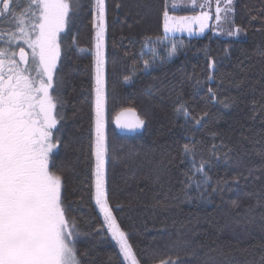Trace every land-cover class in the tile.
I'll return each mask as SVG.
<instances>
[{
    "label": "trees",
    "instance_id": "16d2710c",
    "mask_svg": "<svg viewBox=\"0 0 264 264\" xmlns=\"http://www.w3.org/2000/svg\"><path fill=\"white\" fill-rule=\"evenodd\" d=\"M74 3L54 76L52 160L64 175L82 264H126L93 199L94 0ZM166 4L105 0L109 205L140 264L169 257L178 264H264V0H233L221 36L208 31L200 38L164 35ZM25 7L26 0H13L15 16ZM167 10L179 17L202 9ZM236 28L237 35H227ZM0 31H15L11 16L0 17ZM173 46L177 54L169 57ZM144 60L153 65L147 72ZM181 105L189 119L176 111ZM125 109L144 120L141 130L115 129ZM204 111L208 116L195 124L191 117ZM185 144L192 152L184 153Z\"/></svg>",
    "mask_w": 264,
    "mask_h": 264
},
{
    "label": "snow or ice",
    "instance_id": "6c2138e0",
    "mask_svg": "<svg viewBox=\"0 0 264 264\" xmlns=\"http://www.w3.org/2000/svg\"><path fill=\"white\" fill-rule=\"evenodd\" d=\"M221 2L215 0L217 26L234 11L233 0H223V7ZM190 4L193 9L197 6L202 9L199 15H170L165 5L164 33L191 32L192 24H198L201 33L209 27L211 12L203 9H210V0H203L199 5L198 0H190ZM0 5V17L11 16L15 22V31H0V40L5 41V46H0V264H82L76 247L77 225L67 215L64 175L56 170L52 160L58 140L54 130L59 123V97L53 92L61 58V33L65 32L71 13L79 5L74 0H26L20 16L14 14L13 0H0ZM176 7L173 0L172 8ZM94 10V142L91 146L94 200L123 259L130 264H140L127 234L113 214L106 190L105 0H94ZM240 31L236 28L227 35L234 36ZM11 45L19 47V51ZM176 54L173 46L168 55ZM214 63L210 61L209 68L214 67ZM152 66L150 61L144 60L141 71L147 72ZM134 75L125 76L124 83H132ZM208 91L215 100L216 93L211 88ZM176 111L190 118L186 106L181 105ZM132 112L133 109H125L118 114L117 127H141L144 120L139 118L134 123L122 121L125 113ZM207 116L208 112L204 111L191 119L200 125ZM192 150L188 144L183 146L185 154ZM203 170L202 163L196 172L203 174ZM208 179L204 175L205 183ZM196 186L199 188V183ZM232 206L238 207V202L232 201ZM158 264H178V258L161 259Z\"/></svg>",
    "mask_w": 264,
    "mask_h": 264
},
{
    "label": "rangeland",
    "instance_id": "374dc122",
    "mask_svg": "<svg viewBox=\"0 0 264 264\" xmlns=\"http://www.w3.org/2000/svg\"><path fill=\"white\" fill-rule=\"evenodd\" d=\"M172 3H173V0H167V4H168V6L171 9H173L172 8ZM175 3L177 4V7L174 10H177V9H180V8H183V7H192L191 4H190V0H175ZM200 3H203V0H198V5ZM197 7H199V6H197ZM215 7H216L215 0H210V9L209 8H205L204 9V10H210L212 18L209 20V27L205 28V30L202 33L199 31V25L198 24H192L191 25V28H192L191 32L186 30V31L174 32V33H164V35H166V36L185 35V36L191 37V38H200V37H203L208 31H212L213 34H216L217 36H221L222 32H221L220 28L222 27V25H220V24H221L222 21L219 22V26H217V22L215 21V18H214V16H215ZM221 7H223V0L221 2ZM94 14H95V10H94ZM196 15H199V13L195 14V15H191V16H196ZM162 26H163V22H162ZM25 51L26 52H30V50L27 47H25ZM94 51H95V42H94V47H93V54H94ZM104 52H105V48H104ZM18 59H19V57H18ZM105 74H106V56H105V72H104V76H105ZM105 82H106V80H105ZM94 85H95V81H94ZM105 86H106V83H105ZM105 91H106V88H105ZM137 118L138 117L133 112L132 113H125L124 116L122 117V121H127V122H130V123H134ZM104 121H105V128H104L105 137L107 138L106 97H105ZM113 125H114V127H115V129L117 131H121V132H125V133H132V132H136V131H139V130L142 129V126L139 127V128H132V129L120 128V127H117L116 122H114ZM106 167H107V162H106V166H105V179H106ZM93 181H94V177H93ZM93 190H94V187H93ZM93 199H94V191H93ZM94 203H95V200H94ZM96 209L98 210V212H99V214H100V216H101V218L103 220V214L100 212V210H99V208L97 206H96ZM103 224H104V220H103ZM104 229H105L106 232H108L107 226L105 224H104ZM109 235L111 237L110 233H109ZM111 239H112V237H111ZM113 242H114L115 246L117 247V249L119 250V246L116 244V242L114 240H113ZM121 256H122V254H121ZM122 258H123V256H122ZM124 262L126 264H130V261H125L124 260Z\"/></svg>",
    "mask_w": 264,
    "mask_h": 264
},
{
    "label": "water",
    "instance_id": "95a60500",
    "mask_svg": "<svg viewBox=\"0 0 264 264\" xmlns=\"http://www.w3.org/2000/svg\"><path fill=\"white\" fill-rule=\"evenodd\" d=\"M121 132V131H120ZM125 133V132H124Z\"/></svg>",
    "mask_w": 264,
    "mask_h": 264
}]
</instances>
